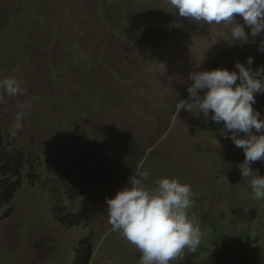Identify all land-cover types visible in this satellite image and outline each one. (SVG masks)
Instances as JSON below:
<instances>
[{
    "label": "rangeland",
    "instance_id": "374dc122",
    "mask_svg": "<svg viewBox=\"0 0 264 264\" xmlns=\"http://www.w3.org/2000/svg\"><path fill=\"white\" fill-rule=\"evenodd\" d=\"M229 27L180 16L168 0H0V79L20 85L15 94L0 86V134L25 158L0 207V264H71L88 234V264H138L140 250L113 229L105 202L136 170L148 172L149 187L157 176L191 187L200 242L169 264H264V197L235 166L242 148L222 122L176 111L190 71L232 69L249 54L254 68L264 65L260 37L237 41ZM254 95L264 114V92ZM57 166L82 193L65 194ZM251 167L264 174V161ZM56 186L64 210L87 226L54 217Z\"/></svg>",
    "mask_w": 264,
    "mask_h": 264
},
{
    "label": "clouds",
    "instance_id": "9594fccd",
    "mask_svg": "<svg viewBox=\"0 0 264 264\" xmlns=\"http://www.w3.org/2000/svg\"><path fill=\"white\" fill-rule=\"evenodd\" d=\"M178 15L208 23H230L229 35L237 41L249 42L259 36L257 49L264 52V0H168ZM234 13L243 19L235 21ZM253 56L244 62L235 60L233 68L213 67L190 71L187 97L179 99L181 108L193 116L222 122V135L230 137L242 148L243 160L235 166L247 179L256 198L264 197V174L251 167L264 161V114L253 107L254 93L264 92V65L252 66ZM238 81V82H237ZM9 94L20 90L15 77L0 79ZM243 133V135H238ZM147 171H132L126 184L105 197L108 222L113 229L140 250L138 264H169L171 258L187 247L195 249L201 232L189 219L187 209L192 200L191 187L175 177L157 176L153 186L145 184Z\"/></svg>",
    "mask_w": 264,
    "mask_h": 264
},
{
    "label": "trees",
    "instance_id": "16d2710c",
    "mask_svg": "<svg viewBox=\"0 0 264 264\" xmlns=\"http://www.w3.org/2000/svg\"><path fill=\"white\" fill-rule=\"evenodd\" d=\"M24 159L21 150L8 146L1 139L0 134V207L9 201L16 187L20 185V168L24 164ZM61 165L64 166L63 164ZM65 169L64 167H60L59 169V166H57L53 170L57 178L61 179L60 184L62 185V190H64L65 194L72 193L70 197L82 193L77 187V180L73 177L72 172H67ZM60 190L58 186L53 190L55 197L53 206L54 217L65 227H73L75 225L87 226L82 219L83 216L79 213H70L64 210L61 204V198L58 195ZM63 211L64 214L62 213ZM4 215L6 214L4 213L2 216ZM90 238L88 234V236L81 237L78 240L77 246L74 249V259L71 264H88L89 259L92 257Z\"/></svg>",
    "mask_w": 264,
    "mask_h": 264
}]
</instances>
